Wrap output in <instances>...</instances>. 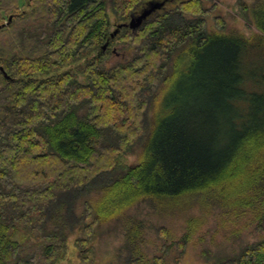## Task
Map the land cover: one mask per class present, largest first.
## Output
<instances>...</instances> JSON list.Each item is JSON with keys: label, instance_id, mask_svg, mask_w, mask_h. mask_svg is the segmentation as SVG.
I'll list each match as a JSON object with an SVG mask.
<instances>
[{"label": "trees", "instance_id": "16d2710c", "mask_svg": "<svg viewBox=\"0 0 264 264\" xmlns=\"http://www.w3.org/2000/svg\"><path fill=\"white\" fill-rule=\"evenodd\" d=\"M155 1L26 0L19 10L0 0V25L12 17L0 28V264H59L77 232L82 263L97 264L89 242L111 221L123 231L119 264H167L172 251L178 262L206 221L194 208L220 209L223 226L250 211L242 227L264 230V0L239 2L258 30L249 36L225 31L220 16V31L208 30L216 4L206 0H177L111 36L110 13L126 23ZM116 36L132 54L107 67ZM180 66L182 105L162 104ZM136 149L139 162L124 163ZM141 203L185 218L152 259L143 219L129 212ZM208 264H264V239Z\"/></svg>", "mask_w": 264, "mask_h": 264}, {"label": "rangeland", "instance_id": "374dc122", "mask_svg": "<svg viewBox=\"0 0 264 264\" xmlns=\"http://www.w3.org/2000/svg\"><path fill=\"white\" fill-rule=\"evenodd\" d=\"M242 2L245 6L250 8L254 0H206L205 4L210 6L216 4L215 12L207 17V26L210 31H220L215 24L214 17L220 16L224 23L225 31H230L231 29H238L246 36L252 35L258 32L254 22L251 20L249 10L245 8L242 10L240 8L239 2ZM155 2H163L161 6H155L151 9V12L146 16L142 23L149 17L151 18L157 13H161L165 10L172 9L176 4L177 0H156ZM151 6V5H150ZM149 6V7H150ZM17 8L19 10H28L26 0H20ZM147 7L138 6L131 13L133 16H138L142 13V9ZM111 25L109 27L110 31H115L120 23L113 14L110 13ZM130 20V19H129ZM127 20L126 23L129 22ZM140 24V26L142 25ZM138 26V27H140ZM137 27V28H138ZM131 31H135L137 28L132 29L127 26ZM121 34L123 29H119ZM117 35V36H118ZM116 38L110 43L109 48L113 53L108 57L105 62L107 67L112 66L116 62L124 61L129 58L132 54V48L126 49L122 42H118ZM92 53L91 55H93ZM91 55L83 57L71 64L69 68H77L84 64ZM188 61V60H186ZM65 69V68H64ZM201 72L202 69L198 68ZM184 68L180 66L177 69V74L174 77V82L169 86V89L165 96H162V104H166L169 101H173L174 107L182 105V102L176 100V93L180 91ZM81 81H84L82 77H79ZM162 92V91H161ZM160 92V93H161ZM162 95V94H161ZM161 97V96H160ZM185 104L186 102L183 101ZM187 105V104H186ZM139 149H136L135 153L128 154L123 158V162L127 165H136L139 162L140 154ZM83 210V203L79 202L78 212ZM150 209L145 203H141L136 209H130V213L143 219L145 228L143 233V243L142 248L147 256V258L152 259L155 255L161 253V247L164 244H169L170 242L178 239L184 233V221L185 218L173 217L166 215L160 217L157 215H150L148 212ZM220 209H214L205 215L204 211L200 212L198 208L192 209L189 215L194 217L206 216V221L198 228V231L192 235L189 242L186 245L184 254L180 257L179 261H175L176 252L172 251L167 257V264H208L211 257L221 256V255H232L238 253L245 245L249 243H254L264 239V230H256V222H251L248 225L242 227L247 219V216L251 215V212H242L239 216L244 217L241 220L234 222H226L225 226L221 225L220 220L223 219ZM187 214V215H188ZM222 214H224L222 212ZM225 216H229L225 212ZM178 216H181L178 215ZM238 216V215H236ZM116 222H103L98 227H96L94 232V237L90 240L89 246L91 249V258L94 263L97 264H119L121 258L119 255V248L122 246L124 237L123 231L120 225L115 224ZM160 227L166 228L169 236H160L157 230ZM242 228V229H241ZM241 230L238 237H232L229 235L231 232H237L236 230ZM81 236L80 232L69 237L68 252L66 259L59 262V264H83L79 253L80 250L74 245L73 241L76 237ZM16 239L22 240L21 235L18 233L15 236ZM237 238V239H236Z\"/></svg>", "mask_w": 264, "mask_h": 264}, {"label": "water", "instance_id": "95a60500", "mask_svg": "<svg viewBox=\"0 0 264 264\" xmlns=\"http://www.w3.org/2000/svg\"><path fill=\"white\" fill-rule=\"evenodd\" d=\"M163 4V2H154L150 7L144 9L142 11L141 14H139L138 16H133L131 15V18L129 20L128 23H123V24H119L118 28L113 31V33L111 34V36H114L118 31L119 29L122 27V26H129L130 28L132 29H135L137 28L138 26H140V24L142 23V21L146 18V16L151 12V9H154L155 6H161ZM11 16L8 18V20L6 22H4L3 24L0 25V28L5 26L6 24H8V22L11 20ZM108 45V41H106L103 46H102V49L104 50ZM5 77H8L6 73H4Z\"/></svg>", "mask_w": 264, "mask_h": 264}]
</instances>
